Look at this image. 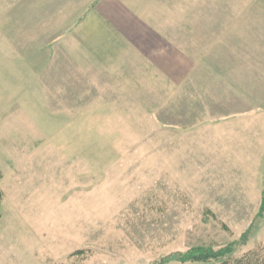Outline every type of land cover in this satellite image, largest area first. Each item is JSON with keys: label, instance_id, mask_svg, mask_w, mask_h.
I'll return each instance as SVG.
<instances>
[{"label": "rangeland", "instance_id": "374dc122", "mask_svg": "<svg viewBox=\"0 0 264 264\" xmlns=\"http://www.w3.org/2000/svg\"><path fill=\"white\" fill-rule=\"evenodd\" d=\"M261 20L264 0H0V264L233 243L264 264Z\"/></svg>", "mask_w": 264, "mask_h": 264}, {"label": "trees", "instance_id": "16d2710c", "mask_svg": "<svg viewBox=\"0 0 264 264\" xmlns=\"http://www.w3.org/2000/svg\"><path fill=\"white\" fill-rule=\"evenodd\" d=\"M2 200V195L0 193V203ZM264 215V190H263V199L260 208L259 216ZM2 218L0 212V220ZM251 230V229H250ZM250 230L244 235L243 241H246L250 235ZM237 243H233L225 248L220 250H213L212 248H195L191 249L185 253H177L172 255L177 256L178 261L181 264H259L258 259L254 254H249L242 259H234L235 248Z\"/></svg>", "mask_w": 264, "mask_h": 264}, {"label": "crops", "instance_id": "0c3cea01", "mask_svg": "<svg viewBox=\"0 0 264 264\" xmlns=\"http://www.w3.org/2000/svg\"><path fill=\"white\" fill-rule=\"evenodd\" d=\"M262 20H261V22H260V25H261V27L260 28H258L259 30H260V32H262V30L264 29V27H263V25H262ZM245 33V32H244ZM243 33V36H244V41H245V43L247 44V45H249V46H252V42L250 41V38L249 39H247V33H245L244 34ZM149 34V33H148ZM249 35H250V33H249ZM248 35V36H249ZM150 36H151V34H149V36L148 35H146L145 36V38L144 39H147V41H148V39L150 38ZM261 36H259V37H257V38H260ZM255 38V37H254ZM247 39V40H246ZM232 47H234V44H233V46ZM245 48H246V46H245ZM250 49V48H249ZM249 49H246L243 53H244V62H246V58L248 59V56H247V53H249ZM251 65V64H250ZM248 67H249V65H248ZM196 70H198L199 68L198 67H196L195 68ZM235 69V68H234ZM249 69H250V67H249ZM200 70V69H199ZM246 71V70H245ZM187 78H190V79H192V80H194V81H196L197 80V75L194 73V74H188L187 75ZM235 78H236V75H235V71H234V74H233V78L232 79H234L235 80Z\"/></svg>", "mask_w": 264, "mask_h": 264}]
</instances>
